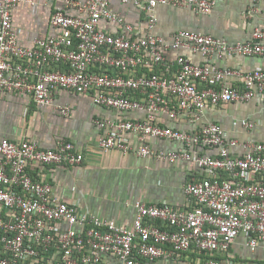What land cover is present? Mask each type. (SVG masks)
Returning a JSON list of instances; mask_svg holds the SVG:
<instances>
[{
	"label": "built area",
	"instance_id": "built-area-1",
	"mask_svg": "<svg viewBox=\"0 0 264 264\" xmlns=\"http://www.w3.org/2000/svg\"><path fill=\"white\" fill-rule=\"evenodd\" d=\"M258 1L248 10L249 17L259 11ZM20 2L36 5L35 0H0V98L19 92L49 105L57 91L68 89L119 113L141 111L143 118L97 120L105 129L97 148L191 162L201 174L185 186L188 206L137 201L129 227L62 201L51 183L31 172L36 165L83 163L85 153L74 142L62 140L53 148H42L27 138H2L0 264H138L190 252L199 257L188 264H222L217 253L227 252L240 235L252 250L264 243V139L239 141L212 121L184 131L157 120L165 114L195 122L210 107L253 98L264 108L263 68L243 72L212 62L233 55H264V25L245 42L230 43L191 30H179L169 40L153 32L158 5L206 14L216 0H121L145 15V34L115 11L110 0H62L63 8L50 17L60 33L24 46L12 21ZM104 20L116 30L104 28ZM183 50L204 60L197 62ZM168 51L178 53L170 59ZM232 77L241 82H231ZM57 108L64 115L70 112L69 105ZM240 123L248 131L256 126L249 118ZM128 133L137 137L138 146L131 144ZM149 138L175 140L184 149H156ZM239 146L243 153L233 154L231 147ZM205 147L217 153L198 151Z\"/></svg>",
	"mask_w": 264,
	"mask_h": 264
},
{
	"label": "crops",
	"instance_id": "crops-1",
	"mask_svg": "<svg viewBox=\"0 0 264 264\" xmlns=\"http://www.w3.org/2000/svg\"><path fill=\"white\" fill-rule=\"evenodd\" d=\"M36 5L20 2L12 11L13 26L21 45H32L36 38L57 35L60 30L50 24L51 15L63 8L62 0H35ZM254 0H216L213 9L206 14H197L188 7L158 5L155 10L156 24L153 32L171 39L179 30H191L227 39L230 43L249 40L256 27L264 25V1L257 2L259 11L252 17L247 15ZM111 7L130 21L136 29L147 33L145 15L133 4L121 0H110ZM72 14L78 12L69 10ZM103 27L114 32L116 27L103 21ZM193 60L204 59L188 50ZM178 52L168 51L174 59ZM218 66L232 67L243 72L261 67L264 69V55H233L212 60ZM240 83L238 77L230 79ZM57 105H69L70 112L64 115ZM141 111L119 113L113 108L97 105L91 96L61 89L56 92L52 104L39 105L29 94L19 92L4 93L0 98V140L9 138L20 142L23 138L36 141L42 148H53L59 141L74 142L85 153L83 163L76 166L36 165L31 172L52 184L54 193L62 201L75 204L80 210L97 214L119 224L133 226L137 209L135 202L163 203L174 207L188 206L185 193L188 181L198 178L200 171L191 162L171 163L152 157H140L132 152L111 150L101 152L97 148L100 135L105 132L96 121L105 119L143 118ZM249 118L256 123L253 130H246L240 123ZM157 120L184 131H196L207 121L219 123L230 137L239 141H261L264 139V108L258 98L250 101H235L210 107L205 117L190 122L186 118L172 119L159 114ZM128 139L136 147L139 140L128 133ZM156 149L165 151L183 150V145L175 140L149 138ZM199 152L216 154L213 148H200ZM231 152L241 155L243 149L231 147ZM3 209L0 206V214ZM196 253L165 256L155 261L141 260L138 264H188L198 258ZM222 264H264V243L252 250L247 245L246 236L240 235L227 252L217 253ZM110 263L114 262L107 257Z\"/></svg>",
	"mask_w": 264,
	"mask_h": 264
},
{
	"label": "trees",
	"instance_id": "trees-1",
	"mask_svg": "<svg viewBox=\"0 0 264 264\" xmlns=\"http://www.w3.org/2000/svg\"><path fill=\"white\" fill-rule=\"evenodd\" d=\"M141 261V260H140Z\"/></svg>",
	"mask_w": 264,
	"mask_h": 264
}]
</instances>
